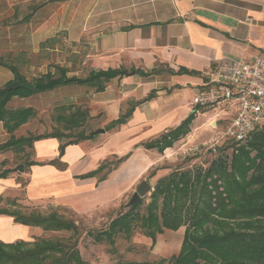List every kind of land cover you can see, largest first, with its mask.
Segmentation results:
<instances>
[{
	"label": "crops",
	"instance_id": "0c3cea01",
	"mask_svg": "<svg viewBox=\"0 0 264 264\" xmlns=\"http://www.w3.org/2000/svg\"><path fill=\"white\" fill-rule=\"evenodd\" d=\"M48 51L50 61L44 57ZM260 53H264V0H0V57L17 66L27 80L29 74L52 71L54 61L63 56L66 64L55 66L66 67L69 77L108 69L128 72L109 81L103 91L67 84L49 92L62 95L58 102L66 104L61 105L87 109L88 120L97 126L94 131H105L66 145L61 156L59 148L65 141L55 137L35 141L28 160L34 164L25 172V197L51 202L76 215L102 216L134 194L141 181L147 180L153 189L174 170L186 149L182 150V142L163 152L144 144L191 114V136L208 134L202 132L208 122L216 129L225 127L231 108L192 103L204 87V72ZM153 69L161 71L152 74ZM13 79L11 68L0 64V87ZM35 94L16 96L9 106L31 107L23 103ZM132 106L126 123L105 129ZM29 125L30 121L24 123L14 135H29ZM11 136L0 121V143ZM56 158L64 168L49 163ZM101 166L105 168L95 176L84 177ZM17 184L12 173L0 178V196ZM185 229L159 234L154 251L164 258L178 255ZM32 231L13 216L0 215L3 242L31 241Z\"/></svg>",
	"mask_w": 264,
	"mask_h": 264
},
{
	"label": "trees",
	"instance_id": "16d2710c",
	"mask_svg": "<svg viewBox=\"0 0 264 264\" xmlns=\"http://www.w3.org/2000/svg\"><path fill=\"white\" fill-rule=\"evenodd\" d=\"M38 7L34 6L25 20H29ZM0 64L10 67L14 73V79L0 87V121H3L6 130L12 135L8 141L0 143V154L11 152L16 156L26 155L27 149H31L34 142L42 138H73L61 143V156L66 145L93 138L99 132L75 131L89 119L87 109L60 105L56 107L53 119L62 124L65 131L53 130L46 134L16 137L14 132L35 117L36 111L33 107L10 108L9 102L14 97H28L67 84H81L103 91L113 78L128 73L127 70L108 69L92 71L84 77H69L66 67L55 66L56 72L49 71L28 81L17 66L2 57ZM160 71L153 69L151 73ZM24 82L33 84L35 89L30 91L20 87ZM132 111L133 106L105 129L111 130L126 123ZM193 119L194 114H191L176 128L145 143V148L163 152L173 146L190 132ZM238 143L241 142L221 146V156L205 170L194 173L190 169L175 168L169 175L158 180L151 193V200L146 205L144 200H140L113 217L106 228L89 232V235L96 243H108L115 249L119 236L130 240L141 230L152 240L153 247L157 236L165 230L186 228L178 255L143 261L119 260L116 264H264V125L245 144ZM229 148H232V155L227 158L223 153ZM126 158H121L118 163ZM49 163L64 168L58 158ZM24 164L28 166L34 162L26 160ZM104 168L101 166L84 177L95 176ZM12 172L13 168H3L0 170V178H7ZM18 202L11 201L15 210L0 208V215L13 216L17 223L44 231H71L74 235L80 231L75 220L66 218L60 212L66 208L55 207L49 214L38 211L27 213L20 210ZM0 264L87 262L79 250L78 238L70 237L18 240L12 243L0 240Z\"/></svg>",
	"mask_w": 264,
	"mask_h": 264
},
{
	"label": "rangeland",
	"instance_id": "374dc122",
	"mask_svg": "<svg viewBox=\"0 0 264 264\" xmlns=\"http://www.w3.org/2000/svg\"><path fill=\"white\" fill-rule=\"evenodd\" d=\"M51 51H48L46 55H44L47 61H50ZM52 56V54H51ZM43 57V58H44ZM63 58H59V60L54 61L52 67L50 68L52 71L56 72L55 65L56 63L64 62ZM49 59V60H48ZM56 60V59H55ZM65 63V62H64ZM66 64V63H65ZM47 69H44V72ZM29 74L28 81H32L35 77L41 75V72ZM30 73V72H29ZM62 89H56L62 91ZM51 91H46L45 93L35 94L32 97L28 98L23 105H31L36 111L35 117L30 119V125L28 127L29 133L33 135L46 134L50 133L53 130L65 131L62 127V124L57 123L53 118L55 116V109L58 105L66 104V102H58L62 99V95H57L56 93H49ZM55 92V91H54ZM57 101V102H55ZM21 103V102H20ZM22 104V103H21ZM12 109L16 108H24L25 106L19 105H10ZM28 121V122H29ZM220 123V122H219ZM228 123V122H227ZM215 128V129H214ZM97 129L95 125V121H89L81 127L76 129L75 131L80 132L84 131L88 133L89 131H94ZM225 127L216 129L215 125H211L208 122V126L202 129L203 131H208V134L202 135V137L191 136L188 134L181 137L175 143H181V148L185 151H182V154L179 155V159L175 163V168L181 169H190L194 173L199 172L201 169L205 170L214 160H217L219 156H221L220 147L226 144L234 143L233 141H229L224 137ZM67 132V131H66ZM73 138H65L63 141H69ZM174 143V144H175ZM245 142H241L238 144H245ZM187 146V147H185ZM31 151L28 148L26 155H14L13 153H5L4 156L0 157V170L3 168H13L14 172H12L14 177H18L20 184L15 185L13 188L1 194L0 197V208H6L8 210H15L16 207L11 204L12 200H18V204L20 206V210L23 212H31L38 211L42 214H49L55 206L51 202H34L29 201L28 197H25V192L23 188L26 184L27 175L26 170L29 165H24V160H30ZM227 158L232 155V148L226 150L223 153ZM27 156V159H26ZM23 164L25 166L24 172H18L15 170V167ZM174 168V167H173ZM174 168V169H175ZM153 189L141 200H144V205L150 201V196ZM133 194H128L119 205H117V209L112 213L103 214L102 216H82L76 215L70 212V210L60 211L66 218L75 220L79 225L80 231L77 235H74L71 231H59V232H49L44 231L41 228H33L31 241L35 239H68L73 237L74 239L78 238V247L82 254L83 259L87 262V264H116L119 260H154L162 257L160 254L154 251V247L151 245V241L146 238L141 230H138L134 236L127 240L123 236H119L116 240L115 249L108 243L99 244L96 243L92 236L89 235V232L99 231L107 227L109 222L113 217L121 213L123 210H126V204L130 201V198ZM19 209V208H17ZM1 240V239H0ZM3 241V240H1ZM17 241V240H16ZM115 250V251H114Z\"/></svg>",
	"mask_w": 264,
	"mask_h": 264
},
{
	"label": "built area",
	"instance_id": "2783aa9c",
	"mask_svg": "<svg viewBox=\"0 0 264 264\" xmlns=\"http://www.w3.org/2000/svg\"><path fill=\"white\" fill-rule=\"evenodd\" d=\"M204 76V87L192 103L204 108L219 104L231 108L226 139L244 142L264 125V53L209 69Z\"/></svg>",
	"mask_w": 264,
	"mask_h": 264
},
{
	"label": "water",
	"instance_id": "95a60500",
	"mask_svg": "<svg viewBox=\"0 0 264 264\" xmlns=\"http://www.w3.org/2000/svg\"><path fill=\"white\" fill-rule=\"evenodd\" d=\"M20 87L28 89L30 91H33L35 88L33 84L29 82H24L20 84ZM105 130L103 128L97 130V132H104ZM15 170L18 172H24L25 166L23 164H20L15 167ZM152 190L151 184L147 180H143L140 182L139 186L137 187L136 191L130 198V201L126 204V207L129 208L132 205L139 202L143 197H145L150 191Z\"/></svg>",
	"mask_w": 264,
	"mask_h": 264
}]
</instances>
